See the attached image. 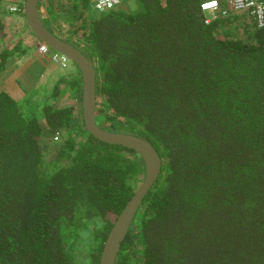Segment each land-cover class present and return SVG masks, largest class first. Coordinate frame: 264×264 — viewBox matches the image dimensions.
Here are the masks:
<instances>
[{"label": "trees", "instance_id": "16d2710c", "mask_svg": "<svg viewBox=\"0 0 264 264\" xmlns=\"http://www.w3.org/2000/svg\"><path fill=\"white\" fill-rule=\"evenodd\" d=\"M206 1L38 0L93 65L96 124L160 158L114 264H264V24L221 16L223 0L205 23ZM23 2L0 0V264H98L144 163L84 129L75 66L47 82L38 116L19 104L3 73L38 42Z\"/></svg>", "mask_w": 264, "mask_h": 264}, {"label": "water", "instance_id": "95a60500", "mask_svg": "<svg viewBox=\"0 0 264 264\" xmlns=\"http://www.w3.org/2000/svg\"><path fill=\"white\" fill-rule=\"evenodd\" d=\"M38 0H24L23 13L33 35L51 50L63 55L76 68L81 79V120L84 129L96 139L115 145L127 146L136 151L144 163V176L130 199L114 220L103 242L98 264H114L130 222L148 189L160 173V158L154 147L140 137L111 132L99 127L95 121V72L90 60L69 41L50 33L42 24L37 10Z\"/></svg>", "mask_w": 264, "mask_h": 264}, {"label": "rangeland", "instance_id": "374dc122", "mask_svg": "<svg viewBox=\"0 0 264 264\" xmlns=\"http://www.w3.org/2000/svg\"><path fill=\"white\" fill-rule=\"evenodd\" d=\"M13 7H15V5ZM40 11L43 12L42 10H40ZM9 20H10V22L13 21L17 24L20 22V21H17L15 15H12L10 17V19H8V21H7L8 24H10ZM36 50H37L36 49V43H34V45L30 46V48L27 50V54L30 55V57L35 58L36 56H38ZM38 57H39V59L45 58V56H38ZM23 64L24 63H22V62L20 63L19 60L17 61V63H16V60H13L11 65H15V69L13 67L12 69H9L7 72L4 73V82L7 86H9L10 84H12L11 81L14 78L16 80V78H17V80H19V83H20L19 88L22 92V95L24 96V98H23L24 100L19 101V104H21L22 106L23 105L25 106V104L28 105V107L32 110V112L38 116V114H37L38 110L40 109L42 102H44L43 97L45 96V95H43L42 91L45 88V85L47 84V82H48V84H50L51 80L53 78V77H51L49 80L50 82H49L47 77L49 76L51 71L53 72L54 77L58 74H61L63 67L59 66L60 68L59 67L55 68V66H54V67H52L54 69H49L53 65L49 64L47 62L45 69L43 68L44 70L42 69V71H38V69L35 70L34 68H37V67H34V65L33 66L31 65L32 67L29 69L24 68V70H20V68L23 67L22 66ZM13 70L18 71V72L15 73ZM64 70H65V72L70 71V70L73 71V70H75V67L70 61H67L66 69H64ZM18 73H19V75H22L24 77L19 76L20 77V79H19V77H17V75H16ZM7 80L9 82H7ZM8 83H10V84H8ZM70 94H71V91L67 90L64 95L59 96L58 100L61 102V101L66 99V101L68 102ZM32 96H34V97H32ZM31 97H32V99H31ZM29 99H30V101H29Z\"/></svg>", "mask_w": 264, "mask_h": 264}, {"label": "built area", "instance_id": "2783aa9c", "mask_svg": "<svg viewBox=\"0 0 264 264\" xmlns=\"http://www.w3.org/2000/svg\"><path fill=\"white\" fill-rule=\"evenodd\" d=\"M224 7L221 9V16H228L233 12L245 11L247 16L252 18L257 27H262L264 24V4L259 0H223ZM94 9L101 11L115 7L119 0H91ZM201 9L205 14V22H209L216 17V10L219 7V1L209 0L203 2ZM37 52L47 54L49 48L43 43L37 45ZM55 64L64 67L67 59L58 53H54L50 58Z\"/></svg>", "mask_w": 264, "mask_h": 264}, {"label": "crops", "instance_id": "0c3cea01", "mask_svg": "<svg viewBox=\"0 0 264 264\" xmlns=\"http://www.w3.org/2000/svg\"><path fill=\"white\" fill-rule=\"evenodd\" d=\"M36 46H37V42H36ZM37 51V50H36ZM37 55L38 56H44V54H40V53H38L37 52ZM38 56H36L35 58H32V57H30V55H28V54H26V55H23V56H21L19 59H16V63H17V61L19 60L20 61V63L22 62V63H24L21 67L22 68H20V70H24V68L25 69H29V68H31L33 65H34V67H37V68H34L35 70H37L38 69V71H42V69L44 68L45 69V67H46V65L44 64V61H45V58H42V59H39V57ZM32 59V60H31ZM32 65V66H31ZM52 65H53V63H52ZM10 66H13L14 67V69H15V65H10ZM55 66V68H57V67H59L58 65H53V66H51L49 69H54V68H52V67H54ZM12 68V67H11ZM43 69V70H44ZM9 70V69H8ZM7 70V71H8ZM19 70V71H20ZM6 71V72H7ZM14 71V70H13ZM15 73H17L18 71H14ZM4 73H5V71H4ZM3 73V74H4ZM17 75V77H19V76H21V77H24V76H22V75H19V73L18 74H16ZM54 76V74H53V72L51 71V73H50V76H48L47 77V79H50L51 77H53ZM12 78V77H11ZM19 79H20V77H19ZM15 81V78L11 81V83H13ZM49 81V80H48ZM7 82H9L8 80H7ZM8 84H10V83H8Z\"/></svg>", "mask_w": 264, "mask_h": 264}, {"label": "clouds", "instance_id": "9594fccd", "mask_svg": "<svg viewBox=\"0 0 264 264\" xmlns=\"http://www.w3.org/2000/svg\"><path fill=\"white\" fill-rule=\"evenodd\" d=\"M118 3H119V2H118ZM200 7H201V6H200ZM201 10H202V9H201ZM203 13H204V12H203ZM212 19H213V18H212ZM212 19H211V20H212ZM204 20H205V18H204ZM209 22H210V21H209ZM209 22H207V23H209ZM205 23H206V22H205ZM39 43H41V42L38 41V42H37V45H38ZM44 45H45V44H44ZM48 48H49V47H48ZM36 49H37V46H36ZM49 50H50V49H49ZM56 53H57V52H56ZM58 54H59V53H58ZM67 61H68V60H67ZM66 65H67V62H66ZM66 65H65L64 67H66ZM58 66H59V65H58ZM64 67H63V68H64Z\"/></svg>", "mask_w": 264, "mask_h": 264}]
</instances>
